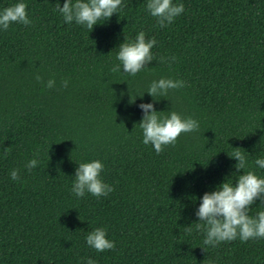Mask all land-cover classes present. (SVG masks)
Here are the masks:
<instances>
[{
    "label": "trees",
    "instance_id": "obj_1",
    "mask_svg": "<svg viewBox=\"0 0 264 264\" xmlns=\"http://www.w3.org/2000/svg\"><path fill=\"white\" fill-rule=\"evenodd\" d=\"M18 2L32 24L0 30V264H264V238L213 247L196 228L203 195L244 174L235 148L264 178L255 164L264 158V0H173L185 10L163 28L147 0H122L92 31L64 21L55 5L66 0H0V10ZM141 31L157 41L153 61L135 76L122 64L113 73L119 46ZM160 78L187 86L154 100L147 91ZM142 103L190 116L199 130L157 154L143 143ZM93 160L114 190L78 198L76 169ZM261 210L257 200L249 214ZM97 227L114 250L87 245Z\"/></svg>",
    "mask_w": 264,
    "mask_h": 264
},
{
    "label": "clouds",
    "instance_id": "obj_2",
    "mask_svg": "<svg viewBox=\"0 0 264 264\" xmlns=\"http://www.w3.org/2000/svg\"><path fill=\"white\" fill-rule=\"evenodd\" d=\"M121 4L122 0H66L63 7L57 2L55 10L62 14L66 23L75 22L92 31L101 20L107 21L117 14ZM146 8L153 17L157 18V23L162 28L171 24L185 10L183 4H175L173 0H147ZM13 23L25 26L32 24L26 3L18 2L0 10V30L7 31ZM156 43L155 37L146 39L143 31L138 33L134 41L126 39L119 46L117 54L120 64L114 65L111 71L119 72L122 64L124 72L135 76L153 61L151 50ZM170 59L175 62L176 57L172 56ZM161 62H165L164 58H161ZM36 80L44 83L48 89L57 86L55 78L45 82L43 77L37 74ZM68 83L67 79L62 80L61 87L67 88ZM186 86V82L182 79L160 78L151 82L147 93L157 100V96L167 97L170 90ZM139 107L144 113L139 123L143 133V143L151 144L157 154L163 152L165 146H174L182 133L199 130V122L190 116L183 117L176 111L162 116L163 112H157L153 103H142ZM3 151L7 155L11 149L7 148ZM38 155L39 153H36V156ZM229 156L238 161L235 167L237 170H244V174L238 175L235 183L228 179L218 186L217 190L203 195L196 212L199 218L196 228L205 233L204 245L215 247L222 242L237 238L244 242L249 239L264 238V210L259 211L255 216L249 214V209L257 200L264 204V178L254 171L246 170L247 159L241 148H235ZM38 163V159L34 157L25 167L31 171ZM255 164L264 169V158L256 159ZM103 169L104 165L100 160L79 163L70 191L78 198H83L86 192L95 197L107 196L114 189L103 181L101 177ZM10 176L12 180L18 181L20 170L13 169ZM187 230L191 231V227H187ZM107 235L105 228L97 227L87 234L86 243L97 252L114 250L115 242L109 240ZM87 264H96V261L88 258Z\"/></svg>",
    "mask_w": 264,
    "mask_h": 264
}]
</instances>
